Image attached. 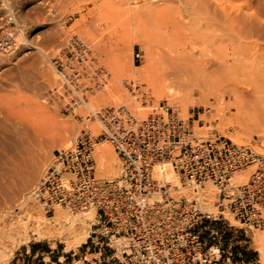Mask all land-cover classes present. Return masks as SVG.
Returning <instances> with one entry per match:
<instances>
[{
  "label": "rangeland",
  "instance_id": "374dc122",
  "mask_svg": "<svg viewBox=\"0 0 264 264\" xmlns=\"http://www.w3.org/2000/svg\"><path fill=\"white\" fill-rule=\"evenodd\" d=\"M226 14L234 19L253 20L251 18L257 17L264 29V17H260V14H264V0H0V31L5 26V18L12 16L17 26L16 40L19 44L16 52L0 55V264H53L54 261L48 256H44L43 262H40V258L29 257L30 247L48 250L52 252L50 256L69 258L61 260V264H83L80 259L87 238L72 237L76 234L71 233L69 222L73 216L67 211L55 208L66 215L65 221L61 225L45 222L39 236L33 235V221L27 223V227H22L26 215H32V219L43 216L40 207L32 202L27 203L29 199L26 198L50 165L53 153L68 147L87 125L76 117L62 114L48 97L57 81L48 60L58 56L70 38L71 42L78 40L87 48L89 53L86 57L93 68L104 71L90 84L92 90L87 95L86 103L93 111L124 105L139 118H145L164 105L182 119H187L193 112L194 119L199 118L198 126H202L201 129L195 127L197 133L216 131L234 144L264 155V131L237 129L233 121L238 113L232 99L227 95L222 98L216 96L220 83L224 85L221 80H226L228 76L218 72L222 76L220 80L221 76L216 79V73H211L215 77L212 80L219 82H215L216 86L205 81V86L211 85L214 91L217 88L214 92L211 87L208 90L201 87L204 81L201 78L208 72L188 69L181 72L182 75L185 73L186 79L190 77L189 82L186 80L188 85L184 82V85L177 87L179 80L168 76L162 64L165 57L179 50V39L189 41L187 50L196 47L193 50L196 55L198 50L205 51L206 55L213 54L212 42L220 35L219 27L213 25V18L214 15L223 18ZM167 19L175 21L180 28L178 32L175 31L177 36L171 33ZM256 43L259 48H264V32ZM145 45L151 49L150 58L147 57ZM208 50L211 51L209 54ZM117 61L125 62L127 67L130 64L127 68L129 76L115 74L113 69ZM149 64L154 77L161 84V92L152 91L138 74L141 68ZM257 68H254L255 71L242 69V74L246 71L245 77L238 75L239 70L236 77L264 88V64ZM255 74L257 78L253 77ZM90 76H93L92 71ZM130 83H133L132 88L127 87ZM262 90L256 103L262 105V101L264 106ZM87 111L85 106H81L76 113L85 116ZM251 111L244 110L247 113ZM89 127H95V124ZM55 135L58 139L52 140ZM109 148V163L116 164V168L118 161L112 148ZM101 167L105 168L102 171L104 177L113 178L116 175V172L109 171L108 165ZM250 170L239 172L235 177L242 175L248 178ZM236 178L234 182L240 184ZM210 189L213 192L210 190L209 196L218 193L215 188ZM205 202L206 212L216 216L217 210H210L207 208L209 201ZM215 202L213 199L212 204ZM15 209L18 212L14 213ZM87 213L92 211L77 214L76 223L83 220ZM219 219L215 223L218 236L212 240L204 231L201 238L207 246L219 245L222 264H260L258 247L252 238L255 235L264 237V228H243L227 211L223 212V220L222 217ZM93 223L92 220L89 231ZM114 243L118 245L119 241L113 242V246ZM93 257L86 256L85 260L90 261ZM227 257L230 258L228 263Z\"/></svg>",
  "mask_w": 264,
  "mask_h": 264
},
{
  "label": "built area",
  "instance_id": "2783aa9c",
  "mask_svg": "<svg viewBox=\"0 0 264 264\" xmlns=\"http://www.w3.org/2000/svg\"><path fill=\"white\" fill-rule=\"evenodd\" d=\"M4 22L0 55H9L19 46L17 26L12 16ZM88 53L70 38L48 60L57 78L50 101L62 114L87 125L70 146L53 153L26 202L40 207L46 217L55 208L71 215L94 211L84 245L100 264H222L219 245L207 246L201 235L205 231L214 240L215 223L225 211L243 228H264V156L216 131L197 133L195 127L202 126L193 112L182 119L164 105L145 118L124 105L78 115L90 84L102 74L89 64ZM101 143L116 155L114 178L102 177L97 168L95 150ZM247 169L246 183L236 184V174ZM167 170L179 184L168 179ZM207 186L218 191L216 216L206 212L196 194ZM112 239H119V249L111 245Z\"/></svg>",
  "mask_w": 264,
  "mask_h": 264
},
{
  "label": "bare ground",
  "instance_id": "6f19581e",
  "mask_svg": "<svg viewBox=\"0 0 264 264\" xmlns=\"http://www.w3.org/2000/svg\"><path fill=\"white\" fill-rule=\"evenodd\" d=\"M132 12L135 13L134 9H132ZM132 12H130V13H132ZM130 15H132V14H130ZM137 16H138V14H137ZM215 17L216 16L214 15L213 25L215 24L216 27L217 26L219 27L220 35L218 36L217 40H215L216 39L215 38L214 39L215 41L212 42L211 47L212 46L214 47V53L211 54L212 52L210 50H208V54L210 52L211 53H210V55H206L205 51L203 52V51L198 50L199 51L198 55H196L193 52L194 48H196V47H194L193 49L190 47V49H188L189 52H187L188 51L187 46H188L189 41H186L185 39L181 40V39L177 38V39H179L178 41H179V45H180L179 47L180 48L177 51L174 50L173 55H171L167 58L165 57V62L162 63L164 65V68H165L164 71L168 72V73L166 72L167 75L169 74L168 76H172L173 78L179 80V81H177L179 84V85L177 84L178 85L177 87H180V85H184L186 83V80L188 82L190 80V77H188L189 79L188 78L186 79L185 73L182 75L181 72H184V71L187 72L188 69H190V70L191 69H195V70L197 69V70H200L202 72L203 71L208 72V74L206 73L207 74V77H206L207 80H205L206 78L204 77V76H206V74H203V77L201 78L202 80H204L203 81L204 83L200 80L202 82L201 87H203V89H205V90H208V87H209V86L208 87L205 86V81L206 82L209 81L211 83V85L214 83L213 85L217 86L219 81L217 82V80H216L215 81L217 83L216 84L212 79H215L214 76L218 77L216 79H219L220 78L219 76H221V75H220V73L218 74V72H222V76H226V77L228 76L229 80H228V78L226 80H224V79L221 80L222 79V76H221L220 80L224 82V85H222V83H220L221 86L218 88V90H217V88L215 89V91L217 90L216 96H218L219 98L220 97L222 98L223 96L227 95L228 97H230L232 99V101H233L232 104L238 113V115L234 118L233 124L237 127V129L239 128V130H241V131H252V132L253 131L257 132L260 130L264 131V106H262L263 105L262 101L260 102V104H262V105H259L256 103L260 99V95L262 93L261 90L262 89L264 90V88H262L261 85L259 86L261 88H259L256 85V83L255 84L250 83V82L246 81L245 78L244 79L241 78V77H245L244 73L247 70L251 69V71H252V70H254V68L256 69L257 67H260V65L264 64V48H262V47L259 48L257 46V43H256L259 36H261L262 33L264 32L261 21L259 19L257 20L256 19L257 17L256 18L250 17L253 20H250L247 18L234 19V18L229 17L227 14H226V16L223 15V18H221L220 16H218L219 18H217V17L215 18ZM260 17L263 18L264 14H260ZM169 22L170 23L168 24L169 25L168 27H170L172 34H174L175 31H177V29H180V28H178V25H177V23H175V21H173V22L169 21ZM141 27H143V25ZM211 27H212V25H211ZM139 33H137V34H139ZM174 35H176V33ZM143 36H144V34H143ZM143 36L141 35V37H143ZM145 38H146V36H145ZM182 39H183V37H182ZM172 42H173V40L170 43H172ZM224 42H226V44H223ZM172 45H174L176 48V45L174 43ZM200 45H201V43H200ZM189 46H190V43H189ZM200 47L202 50V46H200ZM144 48H145L147 57L150 58V56L152 55L150 47L148 45H145ZM172 49H174V47ZM129 66H130V64L127 67L125 65V62L122 63L120 61H117L113 70L115 71V74H118L121 77L122 76H129L127 74V70H128L127 68H129ZM149 66H150V64L141 68L138 71V74L143 79V81H145L147 83L148 87H150L151 90L153 89L152 91L161 92L163 90L162 88H160L161 84L154 77L155 74L153 75L154 72H153L152 68H150ZM242 69L243 70L246 69V71H244L243 74H242V71H243ZM259 69H261V68H259ZM209 70H211V71H209ZM239 70H240V73H239ZM258 71L260 72V70H258ZM213 72H215L216 74H214ZM103 73H104V71H103ZM211 73L214 74V76L212 74L213 78H209V76L212 77ZM237 74L238 75L241 74L240 75L241 77L240 76H239L240 78L236 77V76H238ZM248 74H249V72H248ZM242 75H244V76H242ZM195 76H196V74H195ZM262 76H264V74H262ZM162 77H164V75ZM253 77H256V74ZM165 78H167V77H165ZM203 78H205V79H203ZM183 80H185V81H183ZM226 81H227V83H226ZM251 82H252V79H251ZM176 83H174V84H176ZM206 85H208V83ZM211 85H210V87H211ZM211 89H212V87H211ZM254 103H256L260 107H258L257 105H256L257 106L256 107ZM85 107L90 112H93L92 108L88 106V103H86ZM245 109H250L253 111L247 113V112H244ZM87 112H85V114H87ZM57 139H58V136H56V135L54 136V138H52V140H57ZM108 146H109V144H107V143H101L96 147V150H95V159L97 156L98 161H101V163H100L96 160L97 168L101 169V170L99 169V172H100L102 177H104L102 175V173H103L102 171H104L105 168H103L101 166H106V165H108L109 171L111 173L115 174V172H116V175H117V169L118 168H117V166L115 168L116 164L112 165L111 163H109V161L111 159V153H110V148H109L110 146L109 147ZM113 154H114V152H113ZM258 154H260V153H258ZM260 155H263V154H260ZM116 160H117V158H116ZM106 163H108V164H106ZM99 164H101V166ZM250 172H251V170H250ZM116 175L114 177H116ZM166 175H167L168 179L171 182H173V184H179L178 177L175 176L171 171L167 170ZM238 177H241V179H238ZM238 177L237 178L235 177V178H236L237 183H240V184L246 183V181L248 179L247 176L243 177L242 175H240ZM210 190H212V189H210V187L208 186V187H205L204 189L198 190V193H196V194L199 196V198L203 202V204H205L206 203L205 201L208 200L209 202H208L207 208H209L210 210H213L216 208L214 206V203L212 204V201H213V199H215V200L217 199V194L214 193L213 195L209 196ZM211 192H213V190ZM28 197L26 199H29ZM211 199H212V201H211ZM204 207H205V205H204ZM90 211H92V210H90ZM81 213H78V214H81ZM42 215L43 216H37L36 215L37 217H34V219H32V215H30V214L26 215V218L24 219L26 221L23 220L24 226H22V227L23 228L27 227V225H28L27 223L33 221V224H31V225H34L33 235L39 236L42 228H44L45 222L46 223L49 222L48 224H51V222H53V223H55V225H57V224L61 225V223L63 221H65V218H66V215L63 212H61L60 210H55L52 217H50V218L46 217L44 215V213ZM76 215H72L73 217H70L71 221H69V222H71L70 223L71 233L72 232L76 233V234L74 233L75 235H73L72 237H74V236L78 237L79 236L80 239L85 240V238H89L91 236L90 235L91 231H89V225H90V222L92 220L94 221L95 212L92 211V213L86 215L85 218L83 217L84 219L81 220L80 222L78 220L79 223H76V221H75L77 218ZM76 225H77V227H76ZM51 226H53V225H51ZM77 234H79V235H77ZM252 239H253L254 244H256L258 247L257 252L259 253V263L264 264V237L260 236V235L259 236L255 235V236H253ZM116 241H119V239H112L111 245L113 246V242H116ZM119 244H120V241H119ZM119 244L118 245L115 244V246H113V247L119 249Z\"/></svg>",
  "mask_w": 264,
  "mask_h": 264
},
{
  "label": "crops",
  "instance_id": "0c3cea01",
  "mask_svg": "<svg viewBox=\"0 0 264 264\" xmlns=\"http://www.w3.org/2000/svg\"><path fill=\"white\" fill-rule=\"evenodd\" d=\"M28 253H29V257L31 256L32 258H40V262L44 261V259H45L44 256H48V259H52L54 261L53 264H55V263L61 264L62 263L61 260L66 261L69 259L68 257H64L63 255L62 256H50L52 254V252H48V250L36 249L33 247L29 248ZM25 255H27V254H25ZM74 255H70V257H73ZM86 256H94V257L90 261H86L85 260ZM80 260L83 262V264H100L99 260H97L94 253H87L86 251H84L81 254ZM109 264H111V263H109Z\"/></svg>",
  "mask_w": 264,
  "mask_h": 264
},
{
  "label": "trees",
  "instance_id": "16d2710c",
  "mask_svg": "<svg viewBox=\"0 0 264 264\" xmlns=\"http://www.w3.org/2000/svg\"><path fill=\"white\" fill-rule=\"evenodd\" d=\"M33 248H36V249H42V248H37V247H33ZM43 250V249H42Z\"/></svg>",
  "mask_w": 264,
  "mask_h": 264
}]
</instances>
